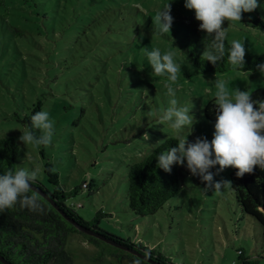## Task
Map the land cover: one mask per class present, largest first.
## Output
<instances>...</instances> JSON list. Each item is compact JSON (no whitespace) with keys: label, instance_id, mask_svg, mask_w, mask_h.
Masks as SVG:
<instances>
[{"label":"rangeland","instance_id":"rangeland-1","mask_svg":"<svg viewBox=\"0 0 264 264\" xmlns=\"http://www.w3.org/2000/svg\"><path fill=\"white\" fill-rule=\"evenodd\" d=\"M167 4H171L173 17L171 32L153 35L152 17ZM99 5L109 9L119 34L123 31L124 36L130 35V56L122 67L117 59L123 55L117 57L115 74L102 78L92 72L66 70L65 63L58 61L57 71L49 73L57 78L37 87L40 95L46 93L43 110L54 123L48 147H26L19 140L22 131L29 128L12 115L18 112L25 118L36 96L25 75L0 71V136H13L19 142L17 169H31L33 162L38 163V179L54 188L45 172L46 163H50L58 173L60 187L69 192L67 203L74 205L84 220L166 254L176 264H242L245 257L264 264V257L259 256L263 251L260 223L241 211L230 186L219 191L214 188L216 182L229 181L234 168H211V188L199 176L190 174L179 194L153 215L135 214L128 199L130 163L143 160L168 137L182 136L189 143L197 137L209 142L214 138L215 123L205 118L204 110L215 98L217 76L230 90L250 94L264 88V77L258 70L197 73L183 49L189 43L188 21L195 17L194 10L185 7V0H104ZM258 5L264 20V0ZM84 6L91 7L89 2ZM223 27L227 28L228 22ZM226 38L239 40L246 52L264 57V28L247 26L241 20L227 28ZM155 48L162 54L175 53L174 60L181 67L175 83L167 76L152 75L147 52ZM169 83L176 91L178 106H187L194 116L193 128L185 126L176 131L161 125L158 113L169 106L165 87ZM85 182L89 188L84 187ZM99 212L103 214L95 221ZM104 235L98 231L94 236L98 241H93L81 232L72 233L67 249L74 255V264H135L123 245Z\"/></svg>","mask_w":264,"mask_h":264},{"label":"trees","instance_id":"trees-1","mask_svg":"<svg viewBox=\"0 0 264 264\" xmlns=\"http://www.w3.org/2000/svg\"><path fill=\"white\" fill-rule=\"evenodd\" d=\"M103 1L0 0V71L3 70L5 75L23 74L33 87L32 92L36 98L31 99V104L28 105L30 112L25 114V118H21L18 112L12 115L29 130L31 116L43 110L47 98L46 93L40 95L37 87L39 83L46 86L49 80L57 78V75L51 76L49 73L51 70L57 71L59 60L65 63L66 70L84 71L85 74L92 72L96 74V78H102L115 74L113 64L117 57L123 55L121 59H117L122 67L126 57L130 56L127 51L128 46H132L130 35L124 36L123 31H119L120 34L117 32L114 17L107 12L109 9L103 10L99 5ZM85 2H89L91 7L85 8ZM92 4L98 6L92 7ZM242 20L247 26L264 28V20L257 8L253 12L243 13ZM199 24L195 17L188 21L189 43L183 48L194 63L197 73L253 71L257 70V65L264 64V57L246 52L244 66L234 69L227 63L230 46L227 38L225 56L221 61L213 65L202 60L206 45L211 44L212 37L201 31ZM251 96L254 101H264V88L255 90ZM214 100L215 98L211 99L204 110L205 118L213 123L216 122ZM175 138H166L143 160L128 165L129 208L135 214H156L171 198L179 194L186 178L191 174L187 165L174 164L171 172L157 167L158 155L178 146ZM20 150V144L15 137L0 136V175L9 169H17ZM49 169L52 166L46 163L48 182L54 188H50L40 179L32 184L33 191L40 196L43 211H31L17 202L12 208L0 212V255L10 264H74V255L67 249L72 233L81 232L89 239L98 241V238L77 229L37 189L47 193L78 222L94 231L104 232L106 238L119 245L129 246L137 251L141 257L126 250L133 263L176 264L166 254L105 232L98 225H93L94 222L84 220L74 205L67 203L69 192L60 187L58 173ZM236 171L233 169L229 173L230 187L241 211L261 225L263 251L259 256L264 257V171L256 167L252 173H246L242 178L237 177ZM84 187L90 186L85 182ZM101 214L103 213H98L95 221L99 220ZM239 253L244 252L240 250ZM242 260V264H252L249 257ZM0 264L4 263L0 260Z\"/></svg>","mask_w":264,"mask_h":264},{"label":"clouds","instance_id":"clouds-1","mask_svg":"<svg viewBox=\"0 0 264 264\" xmlns=\"http://www.w3.org/2000/svg\"><path fill=\"white\" fill-rule=\"evenodd\" d=\"M258 6V0H185V7L194 10L195 19L200 22V30L212 37L211 44L206 45L202 60L213 65L221 61L225 56L227 28L241 22L243 13L253 12ZM225 22H228L227 28L223 27ZM152 23L153 35L171 32V4L157 11L152 17ZM245 53L244 43L231 40L227 63L234 69L243 67ZM174 56L172 51L162 54L159 48L147 52L152 75L167 76L169 81L175 83L181 67L175 62ZM257 70L264 77V64L257 65ZM165 87L169 106L158 113L161 125H168L176 131L185 126L193 128L194 116L190 114V109L178 106L176 91L171 83ZM215 88L216 122L211 142L197 137L194 143H189L188 138L177 136L175 139L178 140V146L161 152L157 157V167L166 172H171L174 164L184 166L186 161L191 174L199 176L209 188L213 187L210 169L217 165L220 171L229 167L236 169V175L240 178L246 173H252L256 167L264 171V101H254L248 91L230 90L227 82L218 76ZM151 115L150 110L149 116ZM30 119L31 129L22 131L19 140L26 147H48L54 134V123L49 113L41 110ZM49 171L55 172L56 169ZM40 174L39 164L33 162L31 169H9L0 175V212L12 208L17 202L31 211H43L40 196L32 189V184ZM230 185V181L216 182L214 188L219 191L223 186Z\"/></svg>","mask_w":264,"mask_h":264},{"label":"water","instance_id":"water-1","mask_svg":"<svg viewBox=\"0 0 264 264\" xmlns=\"http://www.w3.org/2000/svg\"><path fill=\"white\" fill-rule=\"evenodd\" d=\"M35 189H37L36 187H34ZM41 194H43L45 197H47L52 204L66 217L67 220H69L70 222H72L77 229H79L80 231L92 235V236H96L97 232H95L94 230L91 229V227H88L86 225H83L82 223L78 222L76 219L72 218L65 210H63L52 198H50V196L43 192L41 189H37ZM124 248L132 253H134L135 255H138L139 257H141V255L137 252L132 250L129 247H125ZM0 260L4 263V264H10L8 261H6L1 255H0ZM252 264H260L258 262L252 263Z\"/></svg>","mask_w":264,"mask_h":264}]
</instances>
